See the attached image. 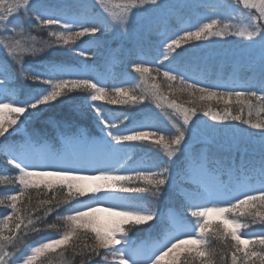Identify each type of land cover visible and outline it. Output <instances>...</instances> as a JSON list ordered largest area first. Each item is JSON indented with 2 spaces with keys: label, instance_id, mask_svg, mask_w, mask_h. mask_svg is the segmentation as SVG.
Here are the masks:
<instances>
[{
  "label": "snow or ice",
  "instance_id": "obj_1",
  "mask_svg": "<svg viewBox=\"0 0 264 264\" xmlns=\"http://www.w3.org/2000/svg\"><path fill=\"white\" fill-rule=\"evenodd\" d=\"M112 3L0 0V163L15 171L0 184L17 186L0 199V264H44L55 252L79 264H264V120L254 119L264 113V0H120L119 11ZM180 9L205 14L184 26ZM110 33L120 41L110 51L123 54L111 83L87 62L110 47ZM237 38L238 54L204 51ZM58 46L83 58L78 67L55 58ZM217 56L247 75L225 74ZM177 91L193 98L188 107ZM196 100L225 107L201 111ZM129 104L144 107L117 116L104 106ZM152 104L169 128L144 122ZM62 106L68 113L57 118ZM73 113L94 121L95 134ZM145 142L148 152L134 158ZM165 197L180 206L158 208ZM53 214L65 230L26 243L30 231L57 228Z\"/></svg>",
  "mask_w": 264,
  "mask_h": 264
},
{
  "label": "trees",
  "instance_id": "obj_2",
  "mask_svg": "<svg viewBox=\"0 0 264 264\" xmlns=\"http://www.w3.org/2000/svg\"><path fill=\"white\" fill-rule=\"evenodd\" d=\"M52 2L55 3V2H57V0H52ZM65 2L71 3L72 0H65ZM88 2L91 4L93 2V0H88ZM119 2H120V0H113L112 5H110L109 7L113 11H119V9H116L114 7V5L116 3H119ZM202 12H204V10L197 11V10L180 9V10H177L176 15L183 18L184 26H190L192 24H195L200 19V15ZM169 24L172 27L176 26L175 17H173V19H171L169 21ZM31 34L34 36L37 35V33L35 31H33ZM37 38L43 39V40L49 39L48 35H46L45 33H41ZM105 40L110 42V47L100 49V52L102 53L101 56L90 59L87 62L90 65H93V64L95 65V67L93 69V74H99L102 78L108 80V82L111 83L112 82L111 77L114 74H118L121 70V65L119 64V60L122 58L123 54L122 53H112L110 51V49L116 48L117 45L120 43V41H113L112 40V34L111 33L105 37ZM77 43H80V41H77ZM146 43H147V41H146ZM244 43H245L244 41H241L237 38L233 42L229 43L226 47L217 46L214 48L204 49V51L210 52V53H224L225 51H227L228 53H237L238 54L242 50ZM124 46H125V48L131 47V45L128 44L127 42H125ZM50 51H53V49H50ZM54 51L57 53V56L55 57L56 59L69 61L71 66H73V67H78V62L81 59H83V58H81V57H79L73 53L67 52L66 47H59L58 46L54 49ZM216 59L218 61L227 60L226 67L224 69L225 74L236 73V74H238L239 77H244L247 75V73H244L238 66H235L231 63V60H232L231 56H229L227 58L224 56H217ZM237 59H239V57H237ZM24 60H25V62H28V63L35 65L39 62L40 57L25 56ZM156 82L160 84L161 90L166 89V84L163 82L162 76ZM17 83H22V81H17ZM135 84L139 85V87L136 89L138 92L144 90L147 87L139 78H137L135 80ZM220 90L222 91L223 89H220ZM80 95H86V94L82 93ZM169 98L172 99L173 97L170 96ZM175 99H176L177 103L182 104L185 107H188L190 105V101L193 98L189 97L187 95V93H181V92L177 91L175 93ZM97 103L103 104V102H97ZM104 106L118 110L116 112L117 116H119L121 114V112L138 113L139 109L144 107V105H131V104H129V105H104ZM209 106H211L214 110H218V111H222L223 108L225 107L222 103H218L216 101H199V100H196V107L198 109H200L201 111L205 110ZM149 107H150V111L146 114L147 119H145L144 122L146 124L153 126V127H160V128H165V129L169 128L170 123L163 116V114H161L160 110L156 109L154 104L150 105ZM232 107L235 110L236 106L233 105ZM67 113H68V109H66L65 107L62 106V107L56 109L55 112L53 113V115H55L57 118H61V117H64ZM72 116H73V119L76 121V123H78L81 127L87 129L92 134H95L96 129L94 126V121H92L88 117L81 118L75 113H73ZM204 119H207V118H204ZM254 119L264 120V113H262L259 117H256L255 113H254ZM209 123H212V122L209 121ZM32 127H38V128L43 129L47 133V135L50 139H53L55 137V132L50 128H45V126L42 123H39V122L34 123L32 125ZM239 127L244 128L247 131H254V130L248 129L247 126H245V125H240ZM15 139H19V137H16ZM141 149H143V150L138 151L134 154V158L138 159L141 156H144L146 154V152H148V149H149L148 142H145L144 144H142ZM2 151L3 150L0 149V153H2ZM149 154L152 155L153 157H163L162 152H156L155 150H152ZM2 160H3V155L0 154V161H2ZM0 175L12 176V175H15V171L11 167L3 165L2 163H0ZM16 187H17L16 185H11V184H7V183L0 184V199H3L4 196L6 194H8L9 192L15 191ZM42 198H43L42 196L38 195L37 193H35L33 191L31 203L33 205H37L39 203V200ZM170 203L175 205L176 207L180 206L179 202L174 197H165L163 200H161L159 202L157 207L160 209H163V208H166ZM7 211L8 210L5 208V206L3 204H0V219L3 218L4 214ZM60 211L63 212L64 208L61 207ZM54 216H55V214L47 217V220L51 221L52 223L57 224V228L47 229L46 231H42L39 233H37L35 231H30L28 233V235L25 237V242L34 244V243H38L43 238L55 236L59 233H62L63 230H65L66 225L63 223V221L56 220L54 218ZM215 219L216 218L214 217L213 221H215ZM243 219L244 218L242 217L241 220H243ZM99 222L101 224L106 223V222H104V219H102V218H99ZM258 227H259L258 225L253 226V228H258ZM251 230L252 229H249V231H251ZM140 235L143 236L144 234L141 233ZM83 243H84V240L82 239L80 241V244L82 245ZM210 244L212 247L217 248V249L220 247L219 243L216 242L214 239H212L210 241ZM27 250L30 251V249H27ZM79 259H80L79 257H75L73 259L71 252L64 253V255H61L59 252L49 253L45 257L42 258V260L44 261V264H79Z\"/></svg>",
  "mask_w": 264,
  "mask_h": 264
},
{
  "label": "rangeland",
  "instance_id": "obj_3",
  "mask_svg": "<svg viewBox=\"0 0 264 264\" xmlns=\"http://www.w3.org/2000/svg\"><path fill=\"white\" fill-rule=\"evenodd\" d=\"M204 14H205V13L202 12L201 15H200V18H201V16H203ZM98 218H102V219H104V222H107V218H106V216H105L103 213L98 214ZM213 218H214V217H213Z\"/></svg>",
  "mask_w": 264,
  "mask_h": 264
}]
</instances>
